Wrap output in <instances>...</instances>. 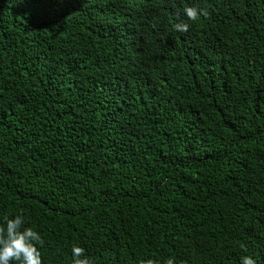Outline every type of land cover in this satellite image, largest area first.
I'll return each mask as SVG.
<instances>
[{
  "label": "trees",
  "instance_id": "16d2710c",
  "mask_svg": "<svg viewBox=\"0 0 264 264\" xmlns=\"http://www.w3.org/2000/svg\"><path fill=\"white\" fill-rule=\"evenodd\" d=\"M20 212L43 264H264V0H0Z\"/></svg>",
  "mask_w": 264,
  "mask_h": 264
},
{
  "label": "clouds",
  "instance_id": "9594fccd",
  "mask_svg": "<svg viewBox=\"0 0 264 264\" xmlns=\"http://www.w3.org/2000/svg\"><path fill=\"white\" fill-rule=\"evenodd\" d=\"M183 14L189 21H196L203 15L202 10L186 6ZM181 33L188 31L187 23L174 25ZM44 240L40 232L27 226L25 215L20 212L14 215L4 214L0 217V264H43L41 248ZM71 264H92L87 256L86 249L73 243L70 248ZM144 264H159V261L149 259ZM164 264H175L172 257L166 259ZM239 264H257L250 255L240 258Z\"/></svg>",
  "mask_w": 264,
  "mask_h": 264
}]
</instances>
